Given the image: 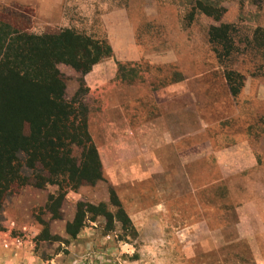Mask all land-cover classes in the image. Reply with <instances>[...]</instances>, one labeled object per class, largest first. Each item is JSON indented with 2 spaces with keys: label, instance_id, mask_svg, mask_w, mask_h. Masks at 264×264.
I'll return each instance as SVG.
<instances>
[{
  "label": "rangeland",
  "instance_id": "obj_1",
  "mask_svg": "<svg viewBox=\"0 0 264 264\" xmlns=\"http://www.w3.org/2000/svg\"><path fill=\"white\" fill-rule=\"evenodd\" d=\"M12 1L0 0V10L23 15L25 26L35 35L71 30L111 48L108 55L98 52L101 60L84 77L83 88L80 73L65 64L58 66L66 83V101L78 112L80 106L88 111L89 133L97 149V137L107 145L123 130L132 135L131 130L158 121L163 109L173 111L178 105L187 109L182 113L184 126L194 124L191 104L203 114L199 125L214 109L230 114L239 110L228 121L226 133L216 134L220 138L216 142L248 141L254 146L261 171L254 172L252 181L248 175L236 177L232 186L241 191L254 184L262 190L258 184H264V99L255 92L264 85V0H77L75 7H69L72 29L61 21L48 25L31 6ZM60 16L58 12L56 17ZM128 24L134 32H119ZM133 37L135 61L128 62L122 46ZM176 50L181 60L177 64L170 62ZM181 66L188 79L179 84L175 81ZM101 81L105 84L100 86ZM103 151L110 156V149ZM82 152L83 148L73 147L79 162ZM59 188L25 186L4 200L0 264H255L244 242L216 251H206L205 244L193 249L189 242H181L176 229L180 222H169L163 232L157 223L150 227L141 213L133 212L147 203L143 190L139 203L128 204V198L122 200L103 177L95 185L65 187L62 206L50 208L49 197L59 195ZM215 194L212 206H204L199 217L209 219L218 235L222 211L236 226L235 204L244 198L233 200L222 187ZM183 219L190 223L194 215L188 211ZM234 235L235 231L230 236Z\"/></svg>",
  "mask_w": 264,
  "mask_h": 264
},
{
  "label": "crops",
  "instance_id": "obj_2",
  "mask_svg": "<svg viewBox=\"0 0 264 264\" xmlns=\"http://www.w3.org/2000/svg\"><path fill=\"white\" fill-rule=\"evenodd\" d=\"M76 1L12 2L31 6L38 18L48 25H56L55 21H61L68 23L65 28L72 29L70 21L73 10L69 7H75ZM78 9L80 14L82 10L79 6ZM58 12L61 14L59 18L56 17ZM119 32L134 30L128 24ZM122 47L126 48L127 61L134 62V37L127 40ZM178 53L176 50L170 62L181 63ZM177 77L175 82L179 84L188 79L184 67L181 66ZM86 79L89 81V78ZM249 83L247 94L251 93V82ZM101 84L105 83L101 81L100 86ZM100 86L96 87L103 92ZM255 94L264 99V85L257 87ZM179 99L182 98H175L177 101ZM177 107L173 111L163 109L158 121H152L141 129L131 130L132 135L127 130L119 132L120 138L109 140L110 144L105 145L104 141L97 137L103 177L110 182L122 200L124 197L128 198V204L139 203V193L143 190L142 196L147 203L143 208L137 205L138 208L135 207L133 212L141 213L142 217L148 220L150 227L157 223L160 232H163L169 222H180L176 229L181 236V242H189L193 249L205 244L206 251H216L227 245L244 242L251 260L255 264H264V184H258L262 190L255 189L254 184L241 191L232 186L236 177L242 179L244 175H248V180L252 181L254 172L261 171L254 146L248 141L216 142L220 139L216 134L226 133L228 121L231 117L238 116L239 110L230 114L229 110L214 109L209 112L206 123L199 125L200 115L203 114H200L197 106L193 107L191 104L189 111L194 118V124L184 126L182 113L187 112V109L184 110L182 105ZM168 117L171 119L168 120ZM106 148L110 149L109 157L104 156L103 150ZM262 177L264 181V175ZM220 187L226 188L233 200L240 196L244 199L242 203L235 204L238 213L237 225L232 226L225 218V211H222L221 232L215 235L216 232L209 225V219L200 220L199 213H204V206L212 204L210 198L216 196L215 190ZM187 209L190 216L194 215V220L190 223L183 219V213L188 212ZM199 230L206 232L199 233ZM233 231L236 235L230 236Z\"/></svg>",
  "mask_w": 264,
  "mask_h": 264
},
{
  "label": "trees",
  "instance_id": "obj_3",
  "mask_svg": "<svg viewBox=\"0 0 264 264\" xmlns=\"http://www.w3.org/2000/svg\"><path fill=\"white\" fill-rule=\"evenodd\" d=\"M25 19L0 10V212L4 200L25 186L58 185L61 192L48 201L56 209L62 206L66 188L103 179L88 111L80 106L78 112L66 101L58 66L80 73L83 88L84 77L101 60L98 52L108 55L112 50L71 30L35 35ZM74 146L83 148L80 162L73 156Z\"/></svg>",
  "mask_w": 264,
  "mask_h": 264
},
{
  "label": "built area",
  "instance_id": "obj_4",
  "mask_svg": "<svg viewBox=\"0 0 264 264\" xmlns=\"http://www.w3.org/2000/svg\"><path fill=\"white\" fill-rule=\"evenodd\" d=\"M17 244L21 245L22 243H21V241H18Z\"/></svg>",
  "mask_w": 264,
  "mask_h": 264
}]
</instances>
